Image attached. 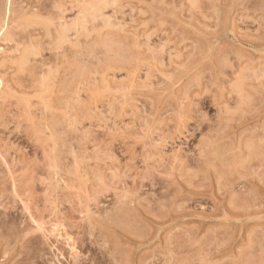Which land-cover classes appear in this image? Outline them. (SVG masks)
Masks as SVG:
<instances>
[{"label": "rangeland", "instance_id": "1", "mask_svg": "<svg viewBox=\"0 0 264 264\" xmlns=\"http://www.w3.org/2000/svg\"><path fill=\"white\" fill-rule=\"evenodd\" d=\"M0 264H264V0H0Z\"/></svg>", "mask_w": 264, "mask_h": 264}, {"label": "bare ground", "instance_id": "2", "mask_svg": "<svg viewBox=\"0 0 264 264\" xmlns=\"http://www.w3.org/2000/svg\"><path fill=\"white\" fill-rule=\"evenodd\" d=\"M9 2H10V1H9ZM9 2H8V4H9ZM8 4H7V5H8ZM8 7H9V5H8ZM7 10H8V9H7Z\"/></svg>", "mask_w": 264, "mask_h": 264}]
</instances>
